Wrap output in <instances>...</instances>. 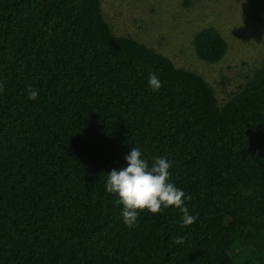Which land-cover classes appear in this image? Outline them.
I'll use <instances>...</instances> for the list:
<instances>
[{"label":"trees","instance_id":"1","mask_svg":"<svg viewBox=\"0 0 264 264\" xmlns=\"http://www.w3.org/2000/svg\"><path fill=\"white\" fill-rule=\"evenodd\" d=\"M248 8L264 24V0ZM193 46L227 51L214 27ZM0 84V264H264V60L220 105L200 74L116 35L99 0H0ZM133 147L170 161L194 224L171 206L124 224L106 179Z\"/></svg>","mask_w":264,"mask_h":264},{"label":"rangeland","instance_id":"2","mask_svg":"<svg viewBox=\"0 0 264 264\" xmlns=\"http://www.w3.org/2000/svg\"><path fill=\"white\" fill-rule=\"evenodd\" d=\"M116 35L130 36L168 57L176 67L200 74L222 105L264 60V24L249 16L248 0H99ZM214 27L227 51L216 62L200 59L194 35ZM231 264H235L231 261Z\"/></svg>","mask_w":264,"mask_h":264},{"label":"clouds","instance_id":"3","mask_svg":"<svg viewBox=\"0 0 264 264\" xmlns=\"http://www.w3.org/2000/svg\"><path fill=\"white\" fill-rule=\"evenodd\" d=\"M148 85L153 91L162 87V82L154 73L148 76ZM0 91L3 85L0 84ZM38 91L28 88V97L37 99ZM127 166L119 170L112 169L108 172L106 179V190L108 193L118 194L117 203L123 205L122 219L124 224L133 228L137 226L139 212L147 210L152 214L162 213L165 208L175 207L182 212V226L187 227L196 222L198 217L189 213L182 189L170 182V161L165 157L155 156L151 166L142 158V149L133 147L125 156ZM175 244H182L183 238L177 237Z\"/></svg>","mask_w":264,"mask_h":264}]
</instances>
